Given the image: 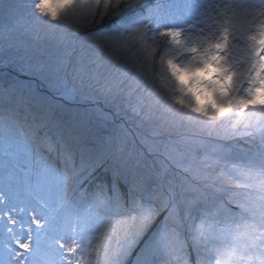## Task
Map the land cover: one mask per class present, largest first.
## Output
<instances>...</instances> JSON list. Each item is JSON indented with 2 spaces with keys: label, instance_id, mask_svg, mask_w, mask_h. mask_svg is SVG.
Listing matches in <instances>:
<instances>
[{
  "label": "snow or ice",
  "instance_id": "1",
  "mask_svg": "<svg viewBox=\"0 0 264 264\" xmlns=\"http://www.w3.org/2000/svg\"><path fill=\"white\" fill-rule=\"evenodd\" d=\"M205 5L207 19L172 21L146 14L143 0H28L25 7L38 23L84 30L85 34L98 35L113 51L135 57L141 69L136 90L149 115H158L173 125L201 126L209 136L226 123L234 132L236 124H243L254 130L252 138L258 133L264 143V0H242L235 6L227 0H205ZM238 8L245 9L246 28L236 23ZM69 66L57 57L40 62L37 70L46 78L60 81L68 75ZM84 86L93 85L85 82ZM124 89L125 84H114L106 95L123 94ZM0 91L8 98L13 90ZM205 91L211 93L209 102L197 104V97ZM256 112L262 118L254 124L249 113ZM39 120V124L29 125L28 134L37 150L40 144L47 146L50 159L54 149L53 163L58 166L62 188L94 183L100 196L113 192V197L106 200L115 198L114 207L123 210L113 211L101 201L103 215L87 228L80 227L77 217L69 234L53 241L55 259H37L34 264H123V257L133 249L137 264H157L158 254L169 248L176 249L177 259L183 264H190L189 250L194 251V264H200L203 229L191 222L190 215L186 217L191 202L176 177L169 178L167 173L156 178L148 176L147 167L137 156L118 145L84 139L79 126L64 123L54 113L45 112ZM246 120L248 123H244ZM45 128L49 131L39 136L38 130ZM52 129L55 131L49 134ZM104 157L112 172L135 177L124 193L117 195L114 184L101 175L103 164L89 171L95 160ZM245 167L230 181L234 184L230 190L240 196L239 211L221 215L216 204L198 202L199 216L202 224L211 220L220 231L232 236V264H264V152ZM218 183L214 180L209 187ZM116 216L123 217L115 221L120 225L118 229L105 227L99 238L92 235L102 225L111 226ZM42 219L40 214L29 218L28 228L11 249L15 259L10 264H21L37 254L41 229L47 227ZM177 219L184 225L183 241ZM8 220L17 223L11 215ZM241 231L245 233L242 248L237 243ZM215 251L221 257L225 255L220 249Z\"/></svg>",
  "mask_w": 264,
  "mask_h": 264
},
{
  "label": "rangeland",
  "instance_id": "2",
  "mask_svg": "<svg viewBox=\"0 0 264 264\" xmlns=\"http://www.w3.org/2000/svg\"><path fill=\"white\" fill-rule=\"evenodd\" d=\"M227 2L235 6L242 0ZM27 3L28 0H0V90H13L8 98L0 91V264H10L15 259L11 249L16 247L15 241L21 239L33 215L43 216L41 222H46L47 227L41 229L37 254L21 264H34L37 259L54 260L53 241L68 235L77 217L81 228L97 220L104 212L101 201L108 203L113 211L123 210L114 207L115 198L106 200L113 197V192L100 196L94 183L62 188L58 166L53 163L54 152L50 159L47 146L40 144L37 150L28 134L29 125L39 124L45 112L56 114L66 124L79 126L84 139L118 145L137 155L152 178L165 173L169 178L176 177L191 202L186 217L190 215L191 222L203 229L200 264H217L218 260L221 264H232L229 247L232 236L220 231L211 220L202 224L198 202L216 204L221 215L239 211L240 196L230 190L234 187L230 181L264 152L258 133L252 138V128L236 124L234 132L231 124L226 123L209 136L201 126L173 125L158 115H149L141 93L136 90L141 69L135 57L113 51L98 35L85 34L84 30L38 23L30 17ZM143 3L146 14L164 16L168 21L208 18L205 0H143ZM236 11L237 25L246 28L245 9ZM210 15L215 17L216 13ZM57 57L70 65L68 75L60 81L46 78L37 70L40 62ZM85 82L93 86L86 87ZM118 83L125 84L123 94L106 95ZM10 109L19 111L25 118L9 117L8 113L13 111ZM261 118L258 112L249 113L254 124ZM47 131L48 128L38 130L37 134L43 137ZM101 164L104 165L102 159L95 160L89 171ZM101 175L114 184L117 195L127 191L128 184L135 179L120 171L112 172L106 165ZM214 180L218 185L209 187ZM9 215L17 221L15 225L8 220ZM121 219L114 217L111 226L102 225L92 235L99 238L105 227L118 229L120 225L115 221ZM175 223L183 241L184 225L178 219ZM238 235L237 243L242 248L245 233L241 231ZM216 249L225 255L221 257ZM189 252L190 264H194L196 253ZM178 255L176 249L169 248L158 254L157 264H183ZM123 264H137L135 249L123 257Z\"/></svg>",
  "mask_w": 264,
  "mask_h": 264
},
{
  "label": "trees",
  "instance_id": "3",
  "mask_svg": "<svg viewBox=\"0 0 264 264\" xmlns=\"http://www.w3.org/2000/svg\"><path fill=\"white\" fill-rule=\"evenodd\" d=\"M27 8V7H26ZM6 65H8V64H6ZM8 115H9V117H13V115H14V117H19L20 119H24L25 117H23L22 116V114L19 112V111H12L11 113H8ZM94 141V143H97V141L96 140H93ZM110 145H112V144H110ZM52 152H54L53 153V155L55 156L56 155V153H55V151H52ZM236 152H240V151H236ZM244 153V152H243ZM135 156H137V155H135ZM138 157V156H137ZM53 160V159H52ZM103 163H104V165H106V166H108V168H109V166H110V162H108V160H107V157H104L103 159ZM54 161V160H53ZM144 164V163H143ZM145 165V164H144ZM104 176H107L106 174H104Z\"/></svg>",
  "mask_w": 264,
  "mask_h": 264
},
{
  "label": "clouds",
  "instance_id": "4",
  "mask_svg": "<svg viewBox=\"0 0 264 264\" xmlns=\"http://www.w3.org/2000/svg\"><path fill=\"white\" fill-rule=\"evenodd\" d=\"M209 71H211V69H209ZM211 97V93L210 92H202L198 97H197V104H205L208 103Z\"/></svg>",
  "mask_w": 264,
  "mask_h": 264
}]
</instances>
